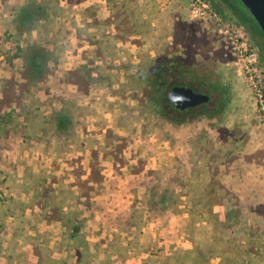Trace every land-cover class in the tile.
Listing matches in <instances>:
<instances>
[{
  "label": "rangeland",
  "instance_id": "obj_1",
  "mask_svg": "<svg viewBox=\"0 0 264 264\" xmlns=\"http://www.w3.org/2000/svg\"><path fill=\"white\" fill-rule=\"evenodd\" d=\"M16 2L23 4L24 0H0V81L21 83V56L28 41L38 42L47 54L44 74L30 88L35 108L49 115L76 104L87 114L77 117L80 124L76 131L84 145L79 151H54L53 140L39 133L34 138L30 134L10 136L1 142L0 193L31 205V193L22 192L29 180L27 173L46 175L50 178L45 180V187L66 191L69 207L80 212L81 233L92 253L102 258L113 240L134 242L140 236V244L115 264H162L161 259L172 249L191 247L185 228L187 211L196 213L197 219L204 218L205 213L200 214L205 209L203 202L192 210L182 196L179 205L168 208L165 221L144 213L139 232L134 227L108 229L111 220L107 213L127 210L138 215L153 179L173 182V193H184L178 184L192 185L202 177L193 175V171L199 172L194 170L195 163L212 178L227 172L224 176L232 173L238 180H246L243 171L251 170L250 181L259 191L229 180L228 186L221 184L214 191L210 203L215 211L227 212L216 234L239 252L238 264H264V129L252 93L236 74L234 57L216 24L206 17L192 16L190 0H57L59 15L27 34L12 23L10 10ZM226 20L233 29L239 27ZM185 52L194 53L195 60L206 65L204 85L213 93L223 94L220 100L225 104L202 116L169 121L160 107L156 111L161 116L152 114L146 94L150 86L144 89L132 79L124 82L123 77L126 70L133 75L135 66L146 56L156 59L166 55L175 63V58L184 57ZM82 64L94 74L112 73L110 81L118 79L124 84L107 88L96 82L83 93L72 83V71ZM210 84L218 88H210ZM0 110L9 108L0 103ZM191 138H203L204 145L194 141L191 146ZM194 188L192 192L197 195L204 191L203 186ZM257 192L259 199L254 200ZM40 213L39 208L30 207L25 218L28 225H35L41 239L49 238L52 246L60 240V225L53 220H37ZM12 225V218H7L3 230L6 241L12 237ZM203 226L195 233L196 239L212 234L208 225ZM5 244L0 250V264L8 255ZM58 248L52 257L63 255ZM20 251L24 255L30 252L27 247ZM20 263L27 264L23 260ZM211 263L217 264L218 258Z\"/></svg>",
  "mask_w": 264,
  "mask_h": 264
},
{
  "label": "trees",
  "instance_id": "obj_2",
  "mask_svg": "<svg viewBox=\"0 0 264 264\" xmlns=\"http://www.w3.org/2000/svg\"><path fill=\"white\" fill-rule=\"evenodd\" d=\"M204 1L209 3L219 15L225 17L210 0ZM232 1L238 4L234 18H232L233 22L243 28L249 35L254 44L252 45L257 49L259 64L264 73V40L262 32L239 0ZM59 10L60 7L57 0H24L23 4H19L18 2L13 4L10 16L15 28L20 32L28 34L36 30L41 22L49 21L53 16H58ZM207 38L211 40L210 37ZM27 44L21 56L23 62L22 71L20 72L21 83L11 82L9 79H2L0 81V103L9 108L5 112L0 110V143L6 142L10 136L16 137L30 134L34 138L35 134L39 133L42 138L53 140L52 146L54 151L60 152L65 149L79 151L84 149L83 141L79 138L76 131L77 126L80 124L77 117L87 114H83L81 106L69 104L52 111L49 115H43L35 108V100L30 92V88L44 74L43 68L47 52L44 48L40 47L42 45L38 42L30 43L28 41ZM31 44H33L32 48L30 47ZM36 44L39 45L38 48H36ZM194 56L195 54L192 52H185L184 57L178 55L172 68L187 80L203 82V80L207 79V67L201 61H196ZM146 57V60L139 62L135 66V73L133 75H129L126 70L123 77L124 82L132 79L136 85H142L144 89L146 86H150L151 88L147 90L146 94L152 109L151 112L156 116H161L158 114L160 112L156 111L157 108H161L159 101L160 91L157 90L159 84H156L154 81L166 74V67L170 59L166 55L157 57L156 59L155 57ZM72 75V83L83 93H86L89 85L96 82L107 88L112 87L114 84H124V82L120 83L118 79L110 81L114 77L112 73L94 74L85 64L78 66L72 71ZM7 83H10L9 87L6 85ZM7 87L8 92H6ZM11 104H13V108H11ZM169 121L173 120L169 119ZM192 140L193 138H191V146L194 144V141H198L204 145L203 138L201 141L199 138H195L194 141ZM193 166L194 170L199 169V172L193 171V175L195 176L198 173V175L202 174V177L193 181L192 185L186 183L178 184V188H184V193H173V182L165 181L163 178L153 179L151 185L148 186V193L144 195L143 209L139 211L138 215H135L133 211L127 210L107 213V216L111 220V223L107 225L108 229L123 231L127 227H134L139 232L141 226L138 225L142 221L144 213H147V217L149 218L165 221L167 210L173 209L175 205H179L177 201L183 196L192 210L196 209L203 202L205 209L200 214L205 213V217L197 219L196 213L190 210L187 211L185 228L191 247L188 249H172L167 256L161 259L162 264H212L211 260L213 258H218L217 264H238L241 260L239 252L236 249H231L228 241L216 234L220 227L224 225L227 212L224 210L215 211L211 208L210 201L214 200V191L219 189L221 184H223V187L228 186L229 180H232L231 183L234 185L237 183L244 184L247 189L259 191L258 185L254 181H250L251 179L249 178L253 171H243L246 180H238L237 177H234L235 174L232 173H229V177L224 176L227 172H218L220 174L219 178H212L197 163ZM47 177L46 175H39L31 171L27 173L29 180L26 183L27 185L23 186L22 192L31 193L30 199H33L31 205L12 195L0 193V250L3 248V244L6 243L4 249L8 252L4 262L1 264H21L22 260L27 264H115L118 261H124L130 248H135L140 244L138 242L140 236L134 242L128 241L126 238L115 239L111 243L110 251L102 258L92 253L85 236L81 233L80 222L83 219L80 217V212L77 209L69 207L67 203L69 197L65 194L66 191L60 188L45 187ZM217 179H219V185ZM197 185L203 186L204 189L200 195L192 192ZM258 194L257 192L253 196L254 200L259 199L257 197ZM30 207H37L41 211L40 217L37 220H53L59 223L60 240L52 246L50 245L49 238L45 240L40 238L35 225H28L29 219L25 218V210ZM259 207L257 206V209ZM7 218H12L13 220V225L11 226L12 237L8 241L3 236L4 222ZM20 218L26 220V222L22 223ZM203 225H208L212 234H204L203 237L196 239L195 233L199 227L204 229L205 226ZM30 232H33V235ZM123 242L126 245H123ZM56 246L59 247V254L62 250L64 253L62 256L54 258L52 255ZM22 247H27L30 252H27L26 255L21 253V251L19 253L18 250Z\"/></svg>",
  "mask_w": 264,
  "mask_h": 264
},
{
  "label": "built area",
  "instance_id": "obj_3",
  "mask_svg": "<svg viewBox=\"0 0 264 264\" xmlns=\"http://www.w3.org/2000/svg\"><path fill=\"white\" fill-rule=\"evenodd\" d=\"M190 13L192 16L212 20L218 27V32H222L234 57L233 64L236 72L252 93L256 114L264 129V76L260 68L257 49L247 42L241 27L237 29L230 27V22L219 15L206 1L190 0Z\"/></svg>",
  "mask_w": 264,
  "mask_h": 264
},
{
  "label": "flooded vegetation",
  "instance_id": "obj_4",
  "mask_svg": "<svg viewBox=\"0 0 264 264\" xmlns=\"http://www.w3.org/2000/svg\"><path fill=\"white\" fill-rule=\"evenodd\" d=\"M210 1L216 8H218L225 15L224 18L234 21L232 18H234V15L236 13L235 12L236 8L238 7V4H236L235 1H232V0H210ZM244 33L250 39L249 35L245 31ZM258 60H259V56H258ZM229 62H224V65H228ZM172 65L174 66V63L169 62L166 67V70L168 72L166 71L165 72L166 74L162 78H159L158 80H156V84L157 83L159 84L157 90L160 91L159 101L161 103L162 113L164 114L165 117H167L168 120L172 119V120H178L179 122H181L187 119H191L192 117H196L197 115H201V116L205 115L207 113H204V112H206L209 109L214 110L217 108L220 109L221 107L222 108L224 107L225 103L220 100L223 94L213 93L209 91L208 90L209 87L205 86L204 85L205 83L203 82H200L197 80H187L183 78L182 76H180L178 73L175 72L174 68H172ZM226 74L229 76L230 73L226 71ZM236 74L240 76L237 72ZM262 74L264 76L263 71H262ZM210 85H211L210 88H213V89L218 88L217 85H212V84ZM173 86L189 87L195 93L206 94L208 96V99L205 102L197 104L194 107L177 109L174 107L172 103H170L167 97L168 92Z\"/></svg>",
  "mask_w": 264,
  "mask_h": 264
},
{
  "label": "water",
  "instance_id": "obj_5",
  "mask_svg": "<svg viewBox=\"0 0 264 264\" xmlns=\"http://www.w3.org/2000/svg\"><path fill=\"white\" fill-rule=\"evenodd\" d=\"M239 2L257 23L264 38V0H239ZM167 97L177 109L194 107L208 99L206 94L195 93L184 86H173Z\"/></svg>",
  "mask_w": 264,
  "mask_h": 264
}]
</instances>
